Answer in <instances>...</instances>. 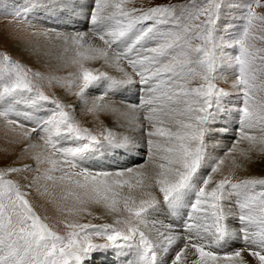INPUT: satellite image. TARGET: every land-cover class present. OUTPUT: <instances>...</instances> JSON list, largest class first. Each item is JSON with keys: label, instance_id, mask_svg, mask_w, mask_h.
<instances>
[{"label": "snow or ice", "instance_id": "snow-or-ice-1", "mask_svg": "<svg viewBox=\"0 0 264 264\" xmlns=\"http://www.w3.org/2000/svg\"><path fill=\"white\" fill-rule=\"evenodd\" d=\"M134 3L92 0L90 28L63 31L39 17L75 4L14 0L10 17L62 49L75 71L45 77L0 50V119L29 141L24 152L42 148L34 164L0 167V264H95L109 253L110 264H264V176L233 179L264 158V0ZM229 11L238 23H222ZM222 69L232 91L218 86ZM44 79L75 96L101 130L81 122L76 103L47 95L35 82ZM129 85L140 86L138 102L119 98ZM234 94L237 138L216 156L210 141L227 131L218 121ZM141 153L131 166H96ZM32 170L25 183L11 178ZM41 180L59 186L65 234L28 199L33 187L47 193Z\"/></svg>", "mask_w": 264, "mask_h": 264}, {"label": "rangeland", "instance_id": "rangeland-1", "mask_svg": "<svg viewBox=\"0 0 264 264\" xmlns=\"http://www.w3.org/2000/svg\"><path fill=\"white\" fill-rule=\"evenodd\" d=\"M20 2H22V0H15V3H20ZM188 2L189 0H135L134 6L147 8V7L155 6L157 4H171V3L180 4V3H188ZM13 3H14V0H0V41H1L0 50L9 51L15 60L21 61L27 67L31 68L33 72L38 71L42 75L44 74L43 76L45 77H48L50 75L64 77V76H67V74L71 72L72 70H73L72 72H74L75 68L64 65L62 60L60 59L61 55H63V54H60L62 51H60V53L57 54L56 48L52 44L46 43L43 38L32 37L29 34L30 32L29 29L24 28L22 25L16 23L10 17L9 13L12 11ZM88 3L90 7L92 4V0H89ZM39 19L42 23L49 25V22L46 19L45 13L41 15ZM229 21H236L238 23L237 17L231 11L227 12V14L223 17L222 23L227 24L229 23ZM88 29L89 28L86 27V29H82L81 31H85ZM52 46L54 47L55 50H52L53 49ZM258 46H264V45H260V42L258 41ZM33 48H35L37 52L40 53L39 57H37V55L33 53L32 51ZM50 49L52 51H50ZM44 53H47V55H44ZM221 71L224 72L226 79L218 82V86L221 88H224L226 91H232L231 83L234 77L231 74V70L222 69ZM35 82L49 96H60L61 94L67 95L65 89L60 87L54 81H53V84L49 83L47 79L37 80ZM101 90L102 88L97 89L94 94L101 92ZM122 90H125V89H121L120 91ZM69 97L75 98V96H72V95L71 96L69 95ZM136 102H138V99ZM238 102L239 101L237 100L236 94H234L228 101L229 110L231 109L232 112L231 113L228 112L227 114L223 116L222 119H220V120L231 123L232 128L227 129V131L224 132V134L222 135H220L219 133H216L214 135V139L210 141L209 150L213 148L216 151V156H222L223 153L229 147H231V144L237 138V129L239 127L238 122H237L238 113L234 110L233 105L237 104ZM77 116L81 119V122L84 125H93L92 129H94L95 132H98V127L100 126V123H97V122L99 121L93 118L91 115L85 116L83 113L82 106L80 105L77 106ZM1 122H5V121L1 119L0 124ZM25 123L30 126V122L25 121ZM96 125H99V126L96 127ZM219 126L221 129L222 127H224V125H221V124H219ZM33 135L35 136V134ZM20 138L22 137L20 136ZM217 138L221 139L220 142H219V139ZM23 139L24 138H22V140ZM18 142H19L20 147H22V149H25L27 144H22L20 141ZM39 143L42 144V142H39ZM40 151H42V148H39L38 150L37 149L33 150L32 153H28L25 157L22 156V158L19 161H16L14 157V156H17L19 153L16 154L14 152H11L7 154V156L5 155L4 160H0V167L12 162L13 160H15L14 166H21L26 163L28 164V161H29V164H34L32 156L35 153L40 152ZM3 153L4 152L3 151L1 152L0 150V155L1 154L3 155ZM139 155L140 157H136V156L134 157V158H137L135 159L136 162H143L145 158L144 154L141 153ZM226 166H227V163L225 167ZM47 167L49 166L41 165L40 166L41 172L44 171ZM241 174H245V173L241 172L239 176L233 177V179L235 180V179L240 178ZM36 175H37V172L35 170H32V171L15 174L11 178L21 183H25L26 182L25 177L28 180H31ZM246 175L257 176V177L264 176V158H255L254 161L249 165V169ZM39 183L46 185L48 189L47 193H45V195H40L37 189L33 187L30 190V195L28 196V199L34 205L39 215H41L42 217H47L46 222L49 223L54 228V230L58 231L60 234H65V229L63 225L59 223V221L63 218L55 209H53L55 208V206L53 205V203L50 202V196H53L52 192L54 190H57L59 187H57V184H54L53 182H50V181L41 180L39 181ZM94 210L97 212L103 211L102 209H94ZM85 218H87L86 221H91L93 223H100L101 221V220L92 219L91 217H87V216H83L82 221H85ZM112 259L113 257L109 253L107 258H98L95 264H110Z\"/></svg>", "mask_w": 264, "mask_h": 264}, {"label": "bare ground", "instance_id": "bare-ground-1", "mask_svg": "<svg viewBox=\"0 0 264 264\" xmlns=\"http://www.w3.org/2000/svg\"><path fill=\"white\" fill-rule=\"evenodd\" d=\"M88 1L87 0H68V2L75 4L74 8L70 7L67 10H65L62 14L45 13L46 19L49 22V25L52 26V27H56V28H58L60 30H63V31H81L82 29H86V27L90 28V25L88 24L87 20H85L86 16H87V13H88V10H89ZM85 31H87V30H85ZM6 34H7V32H6ZM54 47L56 48V53L57 54L60 53V51H62V49H60V48H58L56 46H54ZM54 47H53V49L52 48L51 49L55 50ZM51 49H50V51H52ZM60 54H63V53L61 52ZM61 57H62V55H61ZM44 64H46V63H44ZM107 71H109L112 75H115V76H119L120 75V73L117 72L115 69H107ZM128 71H131V70L128 69ZM51 84H53V82ZM124 89L125 90L120 91L119 98L135 103L137 101V99H138L137 96H139L141 94L140 93V86L139 85H129V86H127ZM52 90H53V88H52ZM102 90H103V88H102ZM57 92H59V91H57ZM60 97H61V99L65 100V102L76 103L77 106H79L78 102L76 101V98L69 97L68 94L67 95L66 94H61ZM229 112L230 113L232 112L231 109L229 110ZM101 119H103L104 123L107 124L109 127L113 128V130H115L117 132L125 131L124 128L117 127L113 123V118L112 117L102 116ZM97 123H100V122H97ZM218 124L224 125V127H222V129H224V128L231 129L232 128L231 123H229L227 121L219 120ZM85 126H87V127L92 129L93 125H85ZM98 126L99 125H96V127H98ZM13 128H14L13 125H9L6 122H1V124H0V150H1V152L2 151L4 152L3 155L1 154L2 156L0 155V160H4L5 159V155L7 156V154H9L11 152H14L16 154L19 153L17 156H19L20 159H21L22 156L25 157L28 153H32L33 150H36V149L38 150L40 148V147H37V148H34V149L33 148H29L27 152H24L23 151L24 149H22V147H20L18 141H20L22 144H27V145L29 144V141L26 140V139L22 140V138H20V136H19V131L20 130L19 129H15V131H14ZM92 130L94 131V129H92ZM100 130H101V125L98 127V132ZM217 133L222 135V134H224V131H219ZM138 135L139 134L137 133V136ZM217 139H219V138H217ZM220 140L221 139H219V142H220ZM33 142H36V141H33ZM210 151L213 152L214 155H216V151L213 148L210 149ZM17 156H14L15 159H16ZM135 156L136 157H140L139 154L135 155ZM20 159H18L16 161H19ZM135 159H137V158L128 160L125 157H112L111 159H102L101 162L98 165H96V166L97 167H102V168H108V169H115V168H120V167H124V166H131L133 163L136 162ZM28 164H29V161H28ZM53 174L54 175H59L58 173H53ZM246 174L247 173L241 174L240 177L246 176ZM41 185H43V184H41ZM57 187H59V186L57 185ZM52 194H53V196H50V202L53 203V205L55 206V208H53V209H55L61 215V217L64 218V216H62V213L59 210V206L62 203L61 196H60V189L58 188L57 190H54L52 192ZM67 203L71 204V200H69ZM86 220H87V218H85V221L81 220V222H88ZM101 222H111V217H106L104 220H101L100 223Z\"/></svg>", "mask_w": 264, "mask_h": 264}]
</instances>
